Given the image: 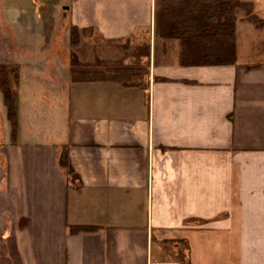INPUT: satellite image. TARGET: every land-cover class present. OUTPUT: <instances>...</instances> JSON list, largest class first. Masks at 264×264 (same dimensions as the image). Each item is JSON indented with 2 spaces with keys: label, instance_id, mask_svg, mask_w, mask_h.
I'll return each instance as SVG.
<instances>
[{
  "label": "crops",
  "instance_id": "1",
  "mask_svg": "<svg viewBox=\"0 0 264 264\" xmlns=\"http://www.w3.org/2000/svg\"><path fill=\"white\" fill-rule=\"evenodd\" d=\"M53 2L105 42L145 35L148 77L72 84L58 57L45 72L0 62L20 76L13 142L0 93V264H264V30L236 25L233 65L181 66L178 43L154 36V0ZM22 17L39 19L34 1L0 0L6 32L30 31Z\"/></svg>",
  "mask_w": 264,
  "mask_h": 264
},
{
  "label": "trees",
  "instance_id": "2",
  "mask_svg": "<svg viewBox=\"0 0 264 264\" xmlns=\"http://www.w3.org/2000/svg\"><path fill=\"white\" fill-rule=\"evenodd\" d=\"M245 22L256 30H264V20L254 12L249 0H154V36L161 41L178 43L181 66H226L237 61L236 25ZM92 30L70 27L69 47L78 48L80 37ZM127 42V41H126ZM142 57V56H140ZM70 82L112 83L121 87L141 88L148 77V64L108 65L95 72L75 69L70 63ZM19 68L0 64V93L10 126V140L17 131ZM154 81H164L154 79ZM60 166L68 177H75L68 155L62 151ZM93 227L77 226L70 233L90 231Z\"/></svg>",
  "mask_w": 264,
  "mask_h": 264
},
{
  "label": "rangeland",
  "instance_id": "3",
  "mask_svg": "<svg viewBox=\"0 0 264 264\" xmlns=\"http://www.w3.org/2000/svg\"><path fill=\"white\" fill-rule=\"evenodd\" d=\"M32 1L37 5L39 19L36 20L31 17L32 20H30L31 18L29 17L28 20H24L25 17L20 18L22 24H29V27H31L30 31L17 30L12 32L10 30V33H8L0 26L1 63H14L18 60L17 57L22 60L29 59L33 62H38L37 70L40 72L48 71L47 69H38L44 60L48 62V59H45L46 57H51V61H59L55 58L58 57L62 61H69L72 65H75L77 70L90 72L103 71L104 67L108 65H137L144 63L140 56L147 51L146 43L148 38L145 35L139 34L132 43L130 41L108 43L99 39L93 32H86L84 36L80 37L79 47L71 49L69 47L70 28L65 26L66 23L60 13L54 11L53 0ZM19 2L20 8L23 9L25 2ZM2 17L4 18V16ZM50 44L53 46L52 52L46 54L45 48ZM45 78V76L41 77L39 81L46 84ZM21 79L25 92V86L27 84L30 85L27 70L22 71ZM5 141H7V137L0 102V146Z\"/></svg>",
  "mask_w": 264,
  "mask_h": 264
}]
</instances>
